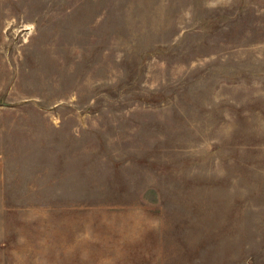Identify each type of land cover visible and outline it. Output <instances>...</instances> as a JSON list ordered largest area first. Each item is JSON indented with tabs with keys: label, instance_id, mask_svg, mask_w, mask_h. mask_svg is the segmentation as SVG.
<instances>
[{
	"label": "rangeland",
	"instance_id": "1",
	"mask_svg": "<svg viewBox=\"0 0 264 264\" xmlns=\"http://www.w3.org/2000/svg\"><path fill=\"white\" fill-rule=\"evenodd\" d=\"M0 264H264V0H0Z\"/></svg>",
	"mask_w": 264,
	"mask_h": 264
}]
</instances>
